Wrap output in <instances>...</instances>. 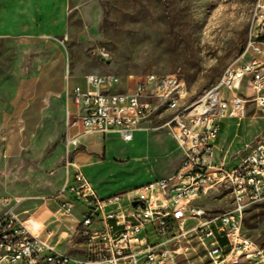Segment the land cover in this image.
<instances>
[{
    "label": "rangeland",
    "instance_id": "1",
    "mask_svg": "<svg viewBox=\"0 0 264 264\" xmlns=\"http://www.w3.org/2000/svg\"><path fill=\"white\" fill-rule=\"evenodd\" d=\"M256 3L0 0V196L24 197L22 211L57 233L70 229L59 249L78 255L75 222L57 215L55 200L65 181L67 87L86 88L87 75H115L125 91L149 74L176 75L187 83V101L194 102L242 54ZM169 116L154 118L153 129L137 132L129 143L115 135L106 141L98 135L83 138L89 151L107 153L109 162L87 173L100 196L175 173L181 155L162 128ZM237 123L226 132L222 126L216 151L217 161L229 166L237 165L262 134L264 114L249 103L246 118ZM231 202L222 186L203 203L215 216ZM244 232L264 250V207L247 212Z\"/></svg>",
    "mask_w": 264,
    "mask_h": 264
},
{
    "label": "built area",
    "instance_id": "2",
    "mask_svg": "<svg viewBox=\"0 0 264 264\" xmlns=\"http://www.w3.org/2000/svg\"><path fill=\"white\" fill-rule=\"evenodd\" d=\"M85 78L86 88L66 89L65 181L55 195L57 215L75 222L79 254L59 249L70 229L57 233L22 211L24 197L0 196V264H264V250L244 232L247 212L264 207V131L237 165L216 158L227 120L243 121L249 103L264 114V0H257L242 54L194 102L176 75L149 74L125 91L115 75ZM165 112L162 128L181 155L176 172L100 196L74 160L81 139L117 135L129 143ZM222 186L232 202L213 216L203 202Z\"/></svg>",
    "mask_w": 264,
    "mask_h": 264
},
{
    "label": "crops",
    "instance_id": "3",
    "mask_svg": "<svg viewBox=\"0 0 264 264\" xmlns=\"http://www.w3.org/2000/svg\"><path fill=\"white\" fill-rule=\"evenodd\" d=\"M86 77V76H85ZM236 124V125H239L238 123H237V121H235V120H227L225 123H224V125H225V132H226V130H227V128H228V126L230 125V124ZM141 131V130H140ZM143 131H146V130H143ZM78 132V131H77ZM76 132V133H77ZM139 132V131H138ZM147 132H150V131H147ZM225 132H222L221 133V136H220V138H219V140H218V146H219V143H220V141H221V137L223 136V134L225 133ZM137 133V132H136ZM90 136H93V135H90ZM101 139H103L104 141H106V139H107V137L108 136H114V135H108V136H106V137H103V136H100V135H98ZM115 136H117V135H115ZM84 137H86V136H84ZM83 137V138H84ZM119 137V136H118ZM170 137V136H169ZM83 138L81 139V145H80V147L75 151V153H74V160H75V162L78 164V165H80L82 168H83V170L85 171V173L87 174L88 173V169L89 168H99L100 166H104L105 164H106V162H109L108 161V158H107V153H106V150L104 151V154H102V153H100V152H97V151H89L88 149H87V146L83 143ZM120 138V137H119ZM171 138V137H170ZM121 139V138H120ZM122 140V139H121ZM171 140H172V138H171ZM172 142H173V144L175 145V148L177 149V146H176V144L174 143V141L172 140ZM81 146H83V147H81ZM217 149H218V147H217ZM177 151H178V149H177ZM180 153V152H179ZM178 169V168H177ZM176 172V171H175ZM87 176H88V174H87ZM161 179V178H160ZM155 180H157V179H155ZM155 180H153V181H155ZM152 182V181H151ZM148 183H150V182H148ZM148 183H146V184H148ZM145 184V185H146ZM136 189V188H135ZM134 190V189H133ZM130 191H132V190H130ZM112 195V194H111Z\"/></svg>",
    "mask_w": 264,
    "mask_h": 264
},
{
    "label": "bare ground",
    "instance_id": "4",
    "mask_svg": "<svg viewBox=\"0 0 264 264\" xmlns=\"http://www.w3.org/2000/svg\"><path fill=\"white\" fill-rule=\"evenodd\" d=\"M170 16V15H169ZM170 17H172L173 18V16L171 15ZM175 20V19H174ZM169 19H168V21L166 22V24H167V26H168V23H169ZM171 23V22H170ZM173 25V24H172ZM183 30V29H182ZM168 31L171 33V29H170V27L168 26ZM173 32V31H172ZM187 34V33H186ZM185 36H187V35H185ZM188 37V36H187ZM185 38V37H184Z\"/></svg>",
    "mask_w": 264,
    "mask_h": 264
},
{
    "label": "water",
    "instance_id": "5",
    "mask_svg": "<svg viewBox=\"0 0 264 264\" xmlns=\"http://www.w3.org/2000/svg\"><path fill=\"white\" fill-rule=\"evenodd\" d=\"M138 204H141V202H140V201H135V202L133 203L134 206H137Z\"/></svg>",
    "mask_w": 264,
    "mask_h": 264
}]
</instances>
